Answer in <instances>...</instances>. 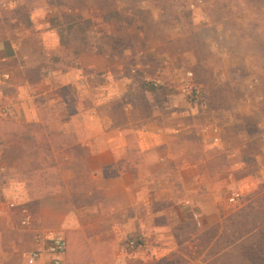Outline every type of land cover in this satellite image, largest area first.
<instances>
[{"label":"crops","instance_id":"obj_1","mask_svg":"<svg viewBox=\"0 0 264 264\" xmlns=\"http://www.w3.org/2000/svg\"><path fill=\"white\" fill-rule=\"evenodd\" d=\"M19 7L0 3V76L10 75L0 87V264H26L25 253L35 247L33 234L20 225L23 206L37 227L66 236L63 228L81 217L109 221L104 232L93 229L92 241L85 237L91 229L79 230L81 244L72 236L64 264H136L105 241L127 235L162 241L189 220L206 229L219 220L226 190L258 188L264 153H246L247 130L230 132L246 112L240 105L216 123L203 120L189 103H151L149 117L138 120V105L121 103L131 77L114 84L108 79L101 89L89 86L98 73L110 74L105 56L87 50L76 67L48 76L49 56L61 48L52 12L36 9L23 19ZM115 103L123 108L120 123L112 113ZM245 104L262 106L264 98ZM6 106L8 116L1 112ZM33 127L38 130H28ZM214 127L221 131L219 145L212 140ZM45 172L57 173V182L31 192L32 178ZM9 202L17 207L10 209Z\"/></svg>","mask_w":264,"mask_h":264},{"label":"rangeland","instance_id":"obj_2","mask_svg":"<svg viewBox=\"0 0 264 264\" xmlns=\"http://www.w3.org/2000/svg\"><path fill=\"white\" fill-rule=\"evenodd\" d=\"M0 3H18L22 12L19 16L23 19L36 9L40 12L51 10L49 16L54 23L63 13L91 18L94 28L89 32L88 54L105 56L110 74L98 73L88 84L91 88L101 89L108 79L114 84L123 76L131 77L121 103L138 105V120L149 117L151 103L156 106L189 103L203 120L216 123L225 121L226 113L239 109L240 105L246 112L240 115L241 125L230 132L247 130L246 153H264V105L248 107L245 104L258 97L264 98V0H0ZM113 12H120V21L106 22L105 15ZM130 22L133 26H129ZM70 55L71 52L62 47L52 52L48 69L62 70L70 61ZM56 57L61 58L58 63ZM144 78L167 87V90L156 94L143 90L141 79ZM252 84L254 90L249 88ZM117 103L112 113L115 121L120 123L124 113ZM98 110L103 111L101 106ZM28 130L34 132L38 128ZM229 142L235 145L233 138ZM38 175L32 178L31 192H42L45 183L57 182V173ZM256 179L258 188L243 193L241 208L228 204L232 190L223 193L220 218L211 227L205 229L197 220L183 222L176 226L177 230L161 238L162 241L157 239L135 254L126 250L125 243L128 238L138 235L118 239L110 236L105 242L112 252L122 251L124 259L139 261L136 264H239L236 256L220 259L219 255L228 242L236 238V231L243 233L253 229L245 222L254 220L256 210L264 211V178L258 172ZM14 190L19 194L18 189ZM78 205L84 206L83 203ZM250 207L252 211L246 217ZM262 218L259 216L255 222L260 223ZM76 221V225L63 228L68 240L73 236L75 244H81L85 236L79 230L91 229L85 237L92 241L95 237L92 236L93 229L104 232L109 226V221L100 217H81ZM234 223L238 224L237 230L232 228ZM110 243L115 246H109ZM250 244L246 251L250 261L264 264V249L256 253ZM106 249L103 245L108 255Z\"/></svg>","mask_w":264,"mask_h":264},{"label":"trees","instance_id":"obj_3","mask_svg":"<svg viewBox=\"0 0 264 264\" xmlns=\"http://www.w3.org/2000/svg\"><path fill=\"white\" fill-rule=\"evenodd\" d=\"M120 18V12L108 13L104 17L106 22H119ZM54 26L59 34L61 47L71 52L70 61L65 64L66 67L61 71L76 67L82 54L85 53L91 46L89 32L94 28L93 20L91 18H85L80 14L63 13L55 21ZM129 26H133V22H130ZM55 60V62L58 63L61 58L56 57ZM46 68L48 71H50V69H48V66ZM142 88L152 94L164 92L167 90V87L147 80L142 81ZM249 209L250 211L247 212L245 209L246 217L250 216L252 207H250ZM256 212L257 216L254 217V220L245 222L248 227L251 226L253 227V229L243 233H239L236 231L234 233V236H236V238L233 240V242L229 241L228 245H226V247L221 251V254L219 255L220 259L236 256L238 257L236 259L239 260V264H260L253 263L246 255L248 243L250 244V242H252L250 245H252L251 249L254 252L258 253L264 249V211L256 210ZM252 216L253 215H251V217ZM259 216L260 218L263 217L262 221L260 223H256L255 219H257ZM237 225L238 224L234 223L232 225V228L237 230ZM254 239L256 240L253 241Z\"/></svg>","mask_w":264,"mask_h":264},{"label":"built area","instance_id":"obj_4","mask_svg":"<svg viewBox=\"0 0 264 264\" xmlns=\"http://www.w3.org/2000/svg\"><path fill=\"white\" fill-rule=\"evenodd\" d=\"M202 3V1H200ZM194 8V6H193ZM51 71H48V76ZM192 76V74H190ZM10 81L9 73H4L0 76V87L6 86ZM2 115L8 116L10 113L9 107H3ZM220 128L214 127L212 129L213 143L219 145L221 143ZM4 169L0 166V173H3ZM228 204L235 207L241 208L244 205V196L237 190H232L228 197ZM8 207L15 209L16 203L9 202ZM22 218L20 225L25 231H29L33 234V240L35 247L31 251L25 253L26 264H64L65 254L68 248V239L63 231H49L43 230L37 227L36 220L33 212L23 206L21 208ZM198 221V220H197ZM200 225V223H198ZM153 242H149L143 236H133L127 239L125 248L130 254H135L144 251L148 246L152 245Z\"/></svg>","mask_w":264,"mask_h":264}]
</instances>
